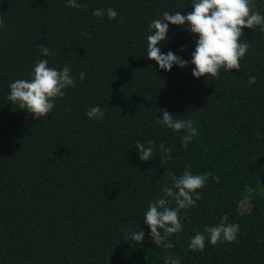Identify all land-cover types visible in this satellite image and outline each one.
<instances>
[{"label": "trees", "instance_id": "16d2710c", "mask_svg": "<svg viewBox=\"0 0 264 264\" xmlns=\"http://www.w3.org/2000/svg\"><path fill=\"white\" fill-rule=\"evenodd\" d=\"M77 3L0 0V264H165L169 256L180 264H264V32L244 29L238 42L250 47L239 71L197 79L191 54L198 37L187 25H169L158 47L188 67L163 71L146 57L149 24L164 11L187 15L192 0ZM253 3L264 15V0ZM97 9L105 15L94 16ZM41 59L68 66L75 87L35 120L7 97L10 83L30 79ZM97 106L103 117L89 119ZM159 109L193 121L198 135L187 148L183 132L155 123ZM148 140L172 148L171 159L161 165L155 151L140 161L136 142ZM186 169L211 175L196 207L187 218L181 212L174 247L156 248L143 217L169 183L165 174ZM220 223L239 224L235 242L189 248L195 234ZM140 230L142 244L125 239Z\"/></svg>", "mask_w": 264, "mask_h": 264}, {"label": "clouds", "instance_id": "9594fccd", "mask_svg": "<svg viewBox=\"0 0 264 264\" xmlns=\"http://www.w3.org/2000/svg\"><path fill=\"white\" fill-rule=\"evenodd\" d=\"M68 6L81 7L77 0H68ZM191 8L192 11L187 15H182L181 12L171 14L164 11L162 18L154 19L149 24L151 34L147 36L146 57L155 61L163 71L170 72L173 66L181 69L188 67V61L181 59L178 54L172 51L164 54L158 47L167 42L169 25H187L186 30L198 37L195 41V51L191 54L194 78L204 77L206 80L216 78L221 69L239 71L240 60L245 57L250 47L247 40L238 42L244 36V29L252 30L259 27L264 32V15L255 8L253 0H192ZM93 15L102 17L105 12L97 9ZM106 15L109 20H115L117 12L108 8ZM2 25L3 19L0 18V26ZM39 49L42 56L51 55L47 46L39 45ZM180 51L183 52L184 49L181 48ZM48 63L47 59L38 60L30 79H17L9 85L10 94L7 99L10 104L27 112L35 120L47 118L54 109L55 101L67 95L66 89L75 87V78L68 66L58 70L55 67H49ZM85 78V73L80 72V81L82 82ZM159 111L162 112L163 118H157L155 123L163 125L174 133L183 132L181 143L184 148H187L193 138L198 135L193 121L175 117L166 109H159ZM86 115L89 119L95 120L102 118L104 112L97 106L91 108ZM135 149L142 162L152 160L155 151L163 153L161 165L171 159L172 148H166L164 142L157 147L155 140H148L147 145L137 141ZM165 175L169 183L161 186V195L149 205L143 222L150 230V239L156 248L172 249L174 244L169 242L170 237L183 230L181 212L183 211V217L187 218L188 209L196 207V202L201 199L198 190L207 186L211 174H193L186 169L179 176L171 171ZM212 179L219 182V177L212 176ZM239 227V224L224 223L206 227L207 235L195 234L189 243V248L193 252H202L207 243L215 246L222 239L229 243L235 242ZM124 231L128 232L127 229ZM125 239L142 244L145 232L143 230L131 232ZM165 264H180V259L169 256Z\"/></svg>", "mask_w": 264, "mask_h": 264}]
</instances>
